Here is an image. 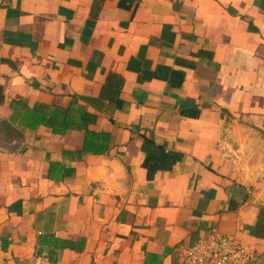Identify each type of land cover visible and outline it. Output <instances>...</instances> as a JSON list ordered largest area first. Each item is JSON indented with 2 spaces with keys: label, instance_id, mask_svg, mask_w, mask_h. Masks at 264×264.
I'll return each mask as SVG.
<instances>
[{
  "label": "crops",
  "instance_id": "crops-1",
  "mask_svg": "<svg viewBox=\"0 0 264 264\" xmlns=\"http://www.w3.org/2000/svg\"><path fill=\"white\" fill-rule=\"evenodd\" d=\"M209 231L264 264V0H0V264H180Z\"/></svg>",
  "mask_w": 264,
  "mask_h": 264
},
{
  "label": "trees",
  "instance_id": "trees-1",
  "mask_svg": "<svg viewBox=\"0 0 264 264\" xmlns=\"http://www.w3.org/2000/svg\"><path fill=\"white\" fill-rule=\"evenodd\" d=\"M22 119L26 121L27 126L35 128L42 124L50 127L54 133H63L67 129H83L85 131L84 151L101 153L106 148L107 136L88 129V124L94 122L95 115L82 107L35 104L24 112Z\"/></svg>",
  "mask_w": 264,
  "mask_h": 264
},
{
  "label": "built area",
  "instance_id": "built-area-1",
  "mask_svg": "<svg viewBox=\"0 0 264 264\" xmlns=\"http://www.w3.org/2000/svg\"><path fill=\"white\" fill-rule=\"evenodd\" d=\"M180 264H245L255 254L230 235L209 231L193 243L177 248Z\"/></svg>",
  "mask_w": 264,
  "mask_h": 264
}]
</instances>
